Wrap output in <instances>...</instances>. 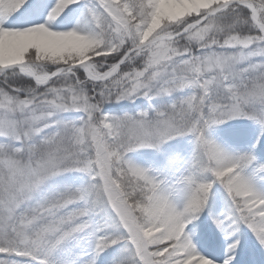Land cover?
Returning <instances> with one entry per match:
<instances>
[{
  "label": "snow or ice",
  "instance_id": "6c2138e0",
  "mask_svg": "<svg viewBox=\"0 0 264 264\" xmlns=\"http://www.w3.org/2000/svg\"><path fill=\"white\" fill-rule=\"evenodd\" d=\"M0 264H264V0H0Z\"/></svg>",
  "mask_w": 264,
  "mask_h": 264
}]
</instances>
